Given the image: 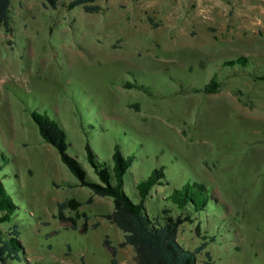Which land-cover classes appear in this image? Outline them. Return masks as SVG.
Masks as SVG:
<instances>
[{
  "label": "rangeland",
  "instance_id": "374dc122",
  "mask_svg": "<svg viewBox=\"0 0 264 264\" xmlns=\"http://www.w3.org/2000/svg\"><path fill=\"white\" fill-rule=\"evenodd\" d=\"M71 1L12 0L13 30L0 26V176L27 262L138 264L104 216L113 200L79 185L43 140L37 110L64 126L93 181L87 144L111 166L116 145L134 156L124 177L134 202L136 184L164 167L166 184L145 202L154 220L166 206L180 212L175 188L204 183L207 208L178 232L191 249L216 237L197 264H264V0H96L93 13ZM239 56L250 63L224 65ZM213 77L219 89L202 90ZM69 198L81 203L64 210L76 229L58 216Z\"/></svg>",
  "mask_w": 264,
  "mask_h": 264
},
{
  "label": "trees",
  "instance_id": "16d2710c",
  "mask_svg": "<svg viewBox=\"0 0 264 264\" xmlns=\"http://www.w3.org/2000/svg\"><path fill=\"white\" fill-rule=\"evenodd\" d=\"M96 0H72L69 8L81 6L86 12L93 13L101 10ZM53 8L59 6L60 0H48ZM12 0H0V26L7 33L12 32ZM249 58L239 56L224 61L225 66H245L249 64ZM255 65V64H254ZM256 66V65H255ZM259 76V75H258ZM263 78L264 76H259ZM220 82L213 77L202 90L211 93L219 89ZM145 89L144 85H140ZM34 122L37 124L43 140L56 148L61 160L71 173L79 180V185L88 187L94 194L102 197H110L113 200V210L104 216L123 231L124 240L120 246L131 245L135 251V260L138 264H197V255L207 245L216 240V237L202 236V242L195 248H187L178 240L180 226L185 222H194L195 213L207 208L209 194L207 187L202 182H187L180 188H175L168 198L180 212L174 215L170 207L163 208L164 222L154 220L146 210L145 202L151 195L154 187L163 185L165 180L164 167L154 169L151 174L136 184L139 201L134 202L124 189V177L131 167L134 156L125 155L120 146L116 145L112 160L113 165L100 161L90 144H87V158L90 165L98 175L99 181H93L88 177L83 164L68 152L69 142L67 130L58 121L48 114L34 110L31 112ZM8 158L4 153L0 154V170L3 169ZM81 205L74 198H69L59 203L58 210L61 220L73 222L76 229V219L67 217L64 210L72 208L77 210ZM18 205L8 192L2 177L0 176V263L1 264H32L27 262L25 248L21 240V231L17 224L11 223ZM3 224H8L5 232ZM198 231L200 226H198ZM84 226L83 231H86ZM110 247V242L106 241ZM113 253L115 247H110Z\"/></svg>",
  "mask_w": 264,
  "mask_h": 264
}]
</instances>
